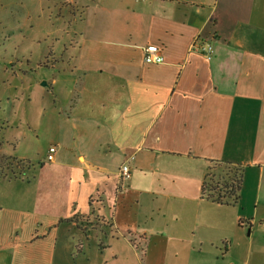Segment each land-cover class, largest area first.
Instances as JSON below:
<instances>
[{"label":"crops","instance_id":"1","mask_svg":"<svg viewBox=\"0 0 264 264\" xmlns=\"http://www.w3.org/2000/svg\"><path fill=\"white\" fill-rule=\"evenodd\" d=\"M91 2L49 65L64 87L13 136L30 168L0 177V264H264V0ZM219 165L235 205L203 195Z\"/></svg>","mask_w":264,"mask_h":264},{"label":"rangeland","instance_id":"2","mask_svg":"<svg viewBox=\"0 0 264 264\" xmlns=\"http://www.w3.org/2000/svg\"><path fill=\"white\" fill-rule=\"evenodd\" d=\"M91 4V0H0V177L11 178L20 171L12 152L15 138H22L28 122L38 130L45 100L55 95L53 87L57 94L64 87L66 74L58 64L49 65L59 60L63 46H69L67 33L79 31ZM63 58L67 61L69 55ZM53 78L58 80L55 85ZM37 140L35 147L45 148L43 138ZM228 171L223 167L211 174L216 178ZM4 204L12 206L8 200ZM26 205L20 201L19 209ZM244 229L247 234L249 227Z\"/></svg>","mask_w":264,"mask_h":264},{"label":"trees","instance_id":"3","mask_svg":"<svg viewBox=\"0 0 264 264\" xmlns=\"http://www.w3.org/2000/svg\"><path fill=\"white\" fill-rule=\"evenodd\" d=\"M13 158L17 160L16 157ZM17 162L20 163V169L30 168L28 161ZM217 167L221 168L220 165ZM224 168L229 169L225 175L217 174L216 178L211 173L206 175L202 187L203 195L207 200L219 205H235L241 189V171L229 165H225Z\"/></svg>","mask_w":264,"mask_h":264},{"label":"built area","instance_id":"4","mask_svg":"<svg viewBox=\"0 0 264 264\" xmlns=\"http://www.w3.org/2000/svg\"><path fill=\"white\" fill-rule=\"evenodd\" d=\"M197 50L201 52L207 59L211 57V47L209 45L197 47ZM143 61L149 65L160 64L163 62V57L160 54L159 48L156 45H147L143 48ZM56 152L55 147H50L47 151L46 161H52ZM121 179L129 177V167L123 165L120 169Z\"/></svg>","mask_w":264,"mask_h":264},{"label":"water","instance_id":"5","mask_svg":"<svg viewBox=\"0 0 264 264\" xmlns=\"http://www.w3.org/2000/svg\"><path fill=\"white\" fill-rule=\"evenodd\" d=\"M43 85H45V83H43Z\"/></svg>","mask_w":264,"mask_h":264}]
</instances>
